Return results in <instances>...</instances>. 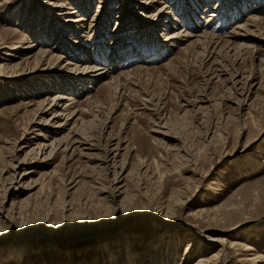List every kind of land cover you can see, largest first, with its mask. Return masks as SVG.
Here are the masks:
<instances>
[{
	"label": "rangeland",
	"instance_id": "374dc122",
	"mask_svg": "<svg viewBox=\"0 0 264 264\" xmlns=\"http://www.w3.org/2000/svg\"><path fill=\"white\" fill-rule=\"evenodd\" d=\"M166 1L171 19L183 16L174 26L190 29L186 22L195 24L200 15L199 27L216 3L225 8H219L222 11L230 8V18L219 11L216 21L197 31L207 30L215 36L228 35L238 23L247 21L253 9L264 16V0H248L247 7V0H234L228 7L227 0L221 4V0H206L211 1L206 5L199 0ZM237 1L245 7L241 12L233 8ZM50 2L61 5L55 8ZM125 2L128 6L120 18L124 7L118 6ZM134 2L144 5L140 0H5L0 4V35L4 36L0 56L6 58L0 57L2 61L21 60L25 66L26 46L32 40L44 47L58 43L71 22L67 14L77 12L86 15L81 27L86 34L80 35L82 38L75 35L86 44L89 55H100L102 46L104 58L127 56L113 63L102 61L112 64L117 90L103 85L100 78L80 86L81 105L89 104L85 89L90 84L87 90L95 100L92 106H97L93 107L95 115L88 113L85 119L101 118L106 123L90 127L93 132L89 134L94 135L90 139L93 145L85 149L88 155L75 150L67 160L63 159V147L45 158L40 151L33 157L30 148L43 139L40 131H47L51 139L60 137L72 127L73 119L54 131L65 116L51 111L38 116L31 111L36 105L27 103L36 97L34 92H48L42 89L48 86L47 81L71 76L66 59L34 70L29 66L26 70L32 73L16 80L0 78V264H191L200 255L219 251L221 244L228 257L224 260L220 255L214 264H248L237 259L243 241L256 246L245 251L247 256L256 251L264 256V50L251 54L250 47L229 50L225 46L218 63L208 70L213 57L205 58L206 42L197 51L183 49L178 43L162 49L161 54L157 50L139 53L140 58L128 57L129 48L135 46L131 50L136 52L151 29L144 21L150 17ZM68 5V10L77 12L61 15ZM185 7L195 11L191 15L194 21ZM246 27L254 29L249 23ZM163 28L157 25L154 32L166 45ZM236 31L247 34L248 29ZM236 41L239 44L240 40ZM154 44L149 50L155 51L158 43ZM8 50L17 55H7ZM157 62L159 67H153ZM238 97H246L245 103ZM156 130H167L172 136L164 140ZM110 132L118 137H110ZM117 139L120 154L112 165L113 159L108 158L116 153L110 148ZM126 139L134 147L126 150ZM139 139L145 141L143 146L136 144ZM14 140L16 157H25V161L20 164L12 158L7 165L3 158L11 154L9 146ZM122 156L128 161L124 168ZM139 158L144 163L150 161V169L141 165ZM55 167L52 181L39 190ZM22 197L25 199L19 204ZM13 199L18 203L12 205ZM214 209L221 214L220 220L212 219ZM187 242L192 245L188 247ZM228 242H236L238 248H228Z\"/></svg>",
	"mask_w": 264,
	"mask_h": 264
},
{
	"label": "bare ground",
	"instance_id": "6f19581e",
	"mask_svg": "<svg viewBox=\"0 0 264 264\" xmlns=\"http://www.w3.org/2000/svg\"><path fill=\"white\" fill-rule=\"evenodd\" d=\"M137 1L139 2V0H137ZM144 1L140 0V3H142V4L144 3V5L138 4L137 2L136 3L134 2V3L138 5L139 9L143 10V13L146 15V17L147 16L150 17L149 19L151 21L148 19H147V21L146 20H144V21L148 24V26H151V27H149L151 29H150V31L145 32L147 34H146L145 38H143V40H141L142 42L139 44L141 46L135 50L136 52L131 50V49H135V46L132 45V47L129 48V50L127 51L128 57L137 56L140 58L141 56L139 55V53H157V50L160 51V54H161L162 49H163V51L168 50L174 44L178 45V43L181 44L180 47L183 49H187V48L188 49H194V48H196L195 51H197V48L199 47V45L202 42H206L205 43L206 44V53L203 52L206 55L205 58L208 57V60H210L213 57V59L207 63V70H208L209 68L210 69L213 68L212 66L214 65V63L215 64L218 63V60H217L218 56H220L221 50L225 46L227 49L231 48L229 50H236L239 48V46L250 47V53L251 54H253L254 51L258 52L261 49L264 50V16H260L259 11L254 12V11H256V9H253L254 11H252V13H249L247 21H245L243 23H238L236 26V29L237 28L238 29H244V27L246 29H248L247 34L246 33L243 34L241 32H238V31H236L235 28H233L230 30V33H228V35L225 34L226 36L225 35L224 36L218 35V33H217L218 36L217 35L215 36V34L208 33L207 30L201 31L199 33H197V31L201 30L202 29L201 27H203L204 25H207V23H210L209 21H211V20L216 21V19L219 16V11L223 12V13H227V15H228V13H229L228 11L230 8L227 9V11H222L221 9H225V8H222L223 6H220L219 3H216V7L212 10V12L209 13L208 16H206L207 17L205 19L206 22L202 23L198 27L196 25L199 23L197 20H198V18H200V15L195 20L194 17L192 18V16H191L192 14H195L194 13L195 11L194 12L190 11L189 7L188 8L185 7V8H187L186 12H189L188 16L190 15V18H192L191 20H193V19L195 20V21L193 20L195 22V24L191 23L190 21L186 22V24H188V26L190 25L192 27V29H190L186 26L184 27V25H181L180 27L174 26L175 23L181 22L180 18H183V16L180 14L177 19L176 18L171 19L169 16L170 14L169 15L167 14V12H168V1H166V0H144ZM194 1H196V0H194ZM211 1L199 0V2L200 3L203 2L204 5L207 4L206 2H211ZM2 2L4 3L5 0H1L0 4ZM159 2H160V4H159ZM222 2H223V0H221L220 4ZM232 2H234V0H227L225 7H228L229 4L231 5ZM50 3H51V6H53V7L55 6V8H57L58 6L61 5L60 3H58V4L57 3L54 4V2H50ZM145 3H146V5H145ZM245 3H246V7L249 6L248 0ZM240 5L241 4H239L237 1V2H235V5L233 8L238 9V11L241 12L242 9H244L245 7L243 8V6H240ZM121 6L124 8L122 9L123 14L121 15L120 18H122V16L125 15L126 7L128 6L127 2H125L123 5H119L118 7H121ZM69 7H70L69 5L66 6L64 8V10L61 11L62 12L61 15L68 13V12L69 13L74 12V11L77 12V9H73L72 11L68 10ZM251 7H253V6H251ZM196 8H197V6L195 7V10H196ZM219 8H221V9H219ZM169 10H171V9H169ZM172 14H173V12H172ZM184 14H186V13H184ZM164 15H166V16H164ZM233 15H235V14H233ZM67 16L68 17H66V18H68V21H71V22H70V25H68L66 27L67 33L60 35L61 40L58 43H55V44L53 43V45H51L50 47H44L42 45H39L38 42L35 43V40H32L28 44V46H26L27 50H25V52L23 53V54H25V57H23V58L21 57L26 62L25 66L22 65L21 60L20 61L19 60L13 61L11 59L6 60V61L0 60V78H9L10 77V78H13L16 80L17 77L22 78L24 75H28V73H32V72H27V70H26L27 67H29V66L33 70L39 69L44 64L46 66L47 64L54 63L56 60L58 61V60H61L62 58L66 59L65 66H66V69L68 70V72H73V73H71L70 77H65V78L58 77L55 81H47L48 86L44 85V87L42 89H43V92L44 91H48V92H46L44 94H42V90L38 91V92H34L36 97H33L31 100L27 101L28 104L33 103V105L34 104L36 105V107H33L31 111H33L34 114L38 113L37 114L38 116L43 114L46 111H51V112H53L52 114H59L60 113V114H63L65 116L66 120L59 121L55 125L58 128L57 129L55 128L56 130H54V131L59 130L61 128V126H64V123H66V121L68 119H73L72 127L67 132L63 133L60 137H56L57 136L56 135L55 137H53L51 139L50 137L46 136L47 131H45V132L40 131L39 132V133H41V135H43V137H42L43 139L40 140L38 142V144L36 143L35 146L30 148V150H32V152H33L32 154H34L33 157H35V158L37 157L36 154L39 151L41 152L42 155H44L43 158H45V157L49 156V153L52 150L55 151L59 147L60 148L63 147L62 148L63 159H66V160L71 158V156L75 153V150H77L80 154H84V155L88 153L85 151V149H89V148H91V145H93V143L90 142V139H91V136L94 135V133L89 134L90 131L93 132V129L90 127H92V125H94V124L96 125L98 122L101 125L103 124V126H104L106 121L102 120L101 118L98 121L97 120L93 121V117L90 119H85V115L88 113H89L88 115H92V113H93V115H95V113L93 111L96 108L93 109V107L96 104H94V106H92L93 103H95V100L92 99L93 95H91L89 93L90 90H87V88L89 86H91L89 84V85H86V89H85V95H86L85 100L87 102H89V104L87 106L81 105L82 104V102L80 100L81 98H80V96H78V94L80 92L79 89L82 90V88L80 86H84L85 82H93L95 79L100 78L99 80H101V82H103V85H105L107 87H114L115 86V88L117 90V88L119 87V85H117L118 79H117V76L113 75V73H112L113 71H111L112 70V64L111 65L106 64L105 62H102V61L103 60H105V61L110 60L111 63H113V62H117V59H118V61H120V60H124L125 58H127L126 53L124 56H122L121 54H119L120 56L115 54L112 57L105 56V58H104L103 53L105 52V48L103 49L102 46H99V54L102 57L100 55L97 56L95 53H93L92 55H89L86 44H83L80 41H78L77 37H76V35L80 37V35L82 36V34L85 33V32H83V30H82L83 28H81V27L83 26L86 15L81 13V12H77L76 14H69V15L67 14ZM188 16H187V18H188ZM228 17H229V15H228ZM230 17H231V15H230ZM148 21H150V22H148ZM211 22H213V21H211ZM248 23H249V25L254 26V29L247 28L246 26ZM160 24H162V26L165 28V29L163 28L162 35L164 37L163 41L166 42V45L162 42H159L157 40V37L155 36L154 29L156 28L157 25H160ZM210 24H212V23H210ZM196 28H197V30L195 32ZM41 29H42V27H41ZM76 29H78V31ZM40 32H42L40 34H43L44 30H41ZM73 34H74V38L72 37ZM44 35L46 37L47 34H44ZM83 36H85V35H83ZM250 36L256 37V40L255 39L252 40L250 38ZM2 38H4V36L0 35L1 40H2ZM80 38H82V37H80ZM181 39H183L184 41H179ZM236 39L240 40V41H238L239 44L237 43ZM1 40H0V44H1ZM68 41L72 42V43L70 44ZM85 41H83V42H85ZM154 43H156V45L158 43L157 46H154L155 51L149 50L151 45H155ZM69 44L72 46H69ZM33 46H39V48L38 49L32 48ZM0 48H1V45H0ZM92 52H93V50H92ZM113 52L116 53V51H113ZM5 53L7 55L12 56V57L17 55L16 51L13 52L11 50L5 51ZM0 57L2 59H6L2 55ZM116 57H119V58H116ZM100 58H101V60H99ZM76 60H79V61H76ZM261 60L264 62V57H262ZM219 61H220V59H219ZM144 66L149 68V65H144ZM153 67H156V68L159 67V63L157 62V64L156 63L153 64ZM217 67H215V69ZM260 67L263 68L262 66H260ZM42 69L44 70V68H42ZM216 70H218V69H216ZM129 71H130V69L125 70V72H129ZM212 73L214 74V72H212ZM226 73H229V72H226ZM215 76L219 77L220 74H215ZM92 77H94V78H92ZM205 79H207V78H205ZM233 80H234L233 83L235 84L237 82V80H235V76H234ZM6 81H8V79ZM239 81H241V80H239ZM261 83H264V82L261 81ZM242 84H243L242 88H245L246 83L244 82ZM54 85H55V87H54ZM57 85H60V86H58V89L56 88ZM54 88L56 90L51 92V90ZM46 89H48V90H46ZM245 99H246V97H244V99L242 97H240V98L238 97V100L241 101L242 104L245 103ZM32 100H34V101H32ZM95 107H97V106H95ZM96 111H97V109H96ZM164 126H166V124L162 125V127H164ZM50 131H53V130H50ZM156 131H158L161 134L160 136H162L161 138H163L164 140H166L165 138L172 136L169 132H167V130H156ZM109 134L111 135L110 137H112L114 135L113 132H110ZM113 138H111V139H113ZM122 140H124V139H122ZM119 141L120 140L117 139L115 146L110 148L111 151L114 149L116 151V153L112 157L108 158L110 161L113 159L112 165H115V163H117V161H118V155L120 153L117 152V150L119 149V147L121 145V143ZM127 141L128 140L126 139L125 142H127ZM144 142H145L144 140L139 139L138 143H136V144L139 145V143H140V145L143 146ZM15 144H16V141L15 140L12 141V144H10V146H9L10 148H13V149H11L12 150L11 154H8L7 158H3L4 163L7 165H11L12 158L16 159L17 162H19L20 164H22L25 161V157L20 159V160H18V158L16 157V153H15L16 146H15ZM23 145L25 146V144H22V146ZM11 146H13V147H11ZM5 147H6V145H5ZM132 147H134V143L128 141L124 148L127 150L128 148H132ZM69 150H72V151L70 153H68ZM25 154H27V152ZM2 157H4V156H2ZM139 161L142 163L141 165H143V166H147V167L150 166V161L144 163V160H141L140 158H139ZM127 162L128 161L126 160V156H122L121 157L122 168L125 167V164ZM263 163H264V161H263ZM263 163L262 164L260 163V164L262 166H264ZM105 164L107 167V162H105ZM14 167H15V165H14ZM149 169H150V167H149ZM56 170L57 169L55 167L50 172L48 171L49 172L48 176H50V178L47 181H43L41 183V185L39 186V190L43 189L46 184H48L52 181L51 177L53 176V174H55ZM147 170H148V168H147ZM25 172H23V174ZM130 172H132V171L130 170ZM50 174H52V175H50ZM161 175H162V173H160L159 176H161ZM159 176H157V178ZM75 185H74V187H75ZM77 188H78V186H77ZM132 198H130V199H132ZM23 199H25V198L22 197L19 199V204L22 202ZM121 201H122L121 204L122 203L127 204L123 200H121ZM15 203H18V200L13 199L12 205ZM62 203L60 201V205ZM169 209H170V207H168V210ZM214 210H215L214 215L211 217L214 220H218L219 218H221L220 217L221 214L219 212L217 213L216 209H214ZM209 214H208V217L207 216L205 217V221H207L210 218ZM213 240L214 241L216 240L217 242L219 241L218 239H215V238H213ZM228 243H229V245H226L228 248H234L236 246V242H228ZM191 245H192L191 242H187L188 247H190ZM237 245H239V243ZM240 245H241V247H239L240 249H238V252H237V255H238L237 259L240 260L239 262L246 260V261H248L247 262L248 264H264V258H263L264 256H261L259 251H256L255 253H253L254 255H250V256H247L246 253H248V252H245V251H248V249L254 250L255 249L254 247H256V246H253L251 243H249L247 241H245V242L243 241ZM220 246H221V248L219 251L214 249L211 252V254L208 256L205 254L200 255L198 257V259L195 260L191 264H208L209 262H212V264H214L220 255H224L225 256L224 260H226L228 257V255L226 253L227 249L224 246V244H221ZM235 248H238V247L236 246ZM178 264H180V263H178Z\"/></svg>",
	"mask_w": 264,
	"mask_h": 264
}]
</instances>
